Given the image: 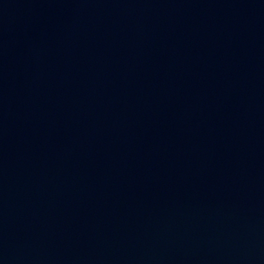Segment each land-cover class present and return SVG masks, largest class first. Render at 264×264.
Segmentation results:
<instances>
[{"label":"water","instance_id":"1","mask_svg":"<svg viewBox=\"0 0 264 264\" xmlns=\"http://www.w3.org/2000/svg\"><path fill=\"white\" fill-rule=\"evenodd\" d=\"M0 264H264V0H0Z\"/></svg>","mask_w":264,"mask_h":264}]
</instances>
